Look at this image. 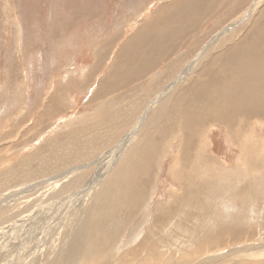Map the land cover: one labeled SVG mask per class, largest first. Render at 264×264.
<instances>
[{
  "label": "rangeland",
  "instance_id": "rangeland-1",
  "mask_svg": "<svg viewBox=\"0 0 264 264\" xmlns=\"http://www.w3.org/2000/svg\"><path fill=\"white\" fill-rule=\"evenodd\" d=\"M263 7L264 0H0V247L2 252L8 253V256H0V264L50 263L51 259H45L47 254L40 253L59 250L65 245V229L81 210L92 203L104 179L108 178L109 188L115 183L125 195L127 187L122 188L124 184L117 182L115 173L121 167L119 165L125 163L127 166L121 174L129 179L128 170L136 157L137 163L141 162L137 153L149 139L164 142H159L161 144L158 143L155 151L148 152L147 166L140 174L142 179L138 178L144 195L133 200L137 201L133 208L121 211V205L126 203L127 206L128 202L119 192L114 200L120 205L115 220L121 227L114 234L105 236L104 245L109 243L110 249L123 254V248L131 245L116 246L130 241L131 236L136 237L135 243L143 239L152 228L155 217L166 206L173 212L176 208L185 212L175 215V224L188 219L183 223L186 228L172 229L171 244L166 246L175 259L186 257L184 251H192L195 245L214 240L222 241V244L207 249L189 264H204L209 259L219 264L241 259L251 264L264 263V114H257L258 108L253 103L258 101L256 96L251 100L246 96L243 99L241 94L233 92L235 100L239 96L237 107L230 109L226 106L225 110L217 106L212 112L214 120H210L213 124L208 126L205 135H198L193 120L177 122L180 125L175 130V124L169 122L168 126L175 133L171 137L162 135L159 130L166 126L168 114L176 107H186L187 101L183 97L190 92L186 85L190 86L194 78L184 75L182 69L193 60H196V69L202 62H209L215 68L214 58L224 47L226 53L235 40L242 39L247 34L245 32L252 29V17ZM249 9L250 14L247 13ZM174 10L176 15L172 14ZM147 35L151 36L146 38ZM159 44L170 49L169 55H160L162 60L147 59L151 52L146 53L144 46L149 45L153 50V46L156 49ZM123 49H128L127 56L133 60H124L121 72L114 73V82L107 79L104 82L111 71L109 65L113 64L117 53L124 54ZM261 49H257V61L264 54ZM140 50L143 54L142 60H138L141 70L136 73L133 64L137 62L134 57L138 56L132 53L138 54ZM171 51L175 53L171 55ZM250 55L247 56L250 58ZM263 64L257 67L264 72ZM126 70L133 73L127 80L132 82L119 84L116 88L115 84L120 83ZM136 74L140 75L134 80ZM172 85L175 88L168 99H162L160 94ZM109 87L110 93L101 92V88L110 91ZM258 88L261 99L264 84ZM51 97L54 100L50 102ZM246 104L248 109L252 108L243 115L241 110ZM219 111L233 112L228 123L231 122V126L236 123L237 135L229 132L236 143L229 138L226 127L219 125ZM180 126L188 128L184 134ZM125 134H133L135 139L113 159L110 151ZM187 137L194 138L188 146L190 160L185 162L181 158V145ZM72 138L77 142L74 146L79 155L75 153L67 158L66 154H61L60 165L47 167L45 162L50 163L47 156L60 153L59 143L72 146ZM202 139L206 140L201 144ZM141 155L145 159L143 150ZM178 194L185 195L184 206L172 200L178 199ZM201 209H204V218ZM212 215L214 218L210 217ZM235 218L241 219V224L243 222L242 226L239 221L236 227L233 225L234 231L239 229L240 232L230 234L235 236L236 233L238 239L231 241L229 235L206 239L219 227L205 230L204 227L212 226L211 223L216 227L218 222H231ZM24 219L26 222L21 223ZM198 220L203 224L199 230L196 227ZM136 221H140L139 224ZM131 222L138 225L133 235L125 232ZM11 226L15 227L11 229ZM171 228L172 225L168 230ZM156 231L159 235L160 229ZM248 247L259 248L261 252L246 255L243 250ZM27 250L36 252L33 256L36 259L26 256Z\"/></svg>",
  "mask_w": 264,
  "mask_h": 264
},
{
  "label": "bare ground",
  "instance_id": "bare-ground-1",
  "mask_svg": "<svg viewBox=\"0 0 264 264\" xmlns=\"http://www.w3.org/2000/svg\"><path fill=\"white\" fill-rule=\"evenodd\" d=\"M197 1V0H196ZM200 2V1H199ZM198 2V3H199ZM191 3V2H190ZM204 4V3H203ZM180 6V5H179ZM178 6V7H179ZM183 7V6H182ZM191 7V6H190ZM179 10V8H176ZM175 9V10H176ZM192 9V8H191ZM258 9V8H257ZM255 9V10H257ZM175 10L172 12V14H175ZM189 10V9H188ZM184 11V8H183ZM251 9H249V13L250 14ZM179 12V11H178ZM185 13V11H184ZM171 14V13H170ZM187 14V13H186ZM189 14V13H188ZM176 15V14H175ZM248 15V14H247ZM172 16V15H171ZM167 18V17H166ZM180 18V17H179ZM168 19V18H167ZM182 19V18H181ZM252 29H248V32L242 39H238L235 40V42L232 43V46L230 48H228V50L226 51V53H224V48H222L221 53L216 56V58H214V60L212 61L216 66L215 68H213V66L211 64H209V62H202V64L200 65V67L198 69H196V60H193L190 64L186 65L185 68H183V74L186 76H192V78H194V80H192L190 83H192L190 86H187L186 83V87H188L190 89V92L188 91V95L183 97L184 100L187 101L186 103V107H182V106H178L175 108L174 112L168 114L169 112H171V109L169 112H167L166 114H168V117L166 119V126H162V128H160V133L162 135L165 134H169L170 137L173 136L172 134H175L173 131V128L171 126H168V123L172 121L174 125V130L176 129L177 125L180 123L177 122H181L183 120H193L194 121V128L197 129V133L205 135V131L208 128L209 125L213 124L210 122L211 119L214 118V113L213 110L218 106V108L220 109H225L226 106H229L230 109H233L235 107H237V102L236 100H239L238 97L235 100L233 98V92H237L238 94H241L240 97H244L246 96L248 99H250L253 96H256L257 98V102H253L255 103L256 107L258 108L257 114L258 113H263L264 114V97L260 99V97L258 96V92H259V85L260 84H264V72L261 71L257 66L258 64H263L264 62V54L263 56H261V60L257 61L255 60L257 57V54H259L257 52L258 48H262L261 50H264V7L259 9L252 17ZM173 20V18H172ZM170 19V21H172ZM169 21V22H170ZM162 22V21H160ZM182 22V21H180ZM163 23V22H162ZM167 23V22H166ZM175 23V22H173ZM177 23V22H176ZM179 23V22H178ZM177 23V24H178ZM170 24V23H169ZM176 24V26H177ZM182 23H180L181 25ZM184 24V23H183ZM250 24V25H251ZM156 25V24H154ZM153 25V27H155ZM174 25V24H172ZM171 25V26H172ZM164 26V24L162 25ZM182 26V25H181ZM180 26V27H181ZM166 27V26H164ZM172 29V27H170ZM174 28V27H173ZM178 28V27H177ZM156 29V27H155ZM167 29V28H166ZM177 30V29H175ZM156 32V31H155ZM171 32V31H170ZM174 32H172L173 34ZM176 33V31H175ZM177 34V33H176ZM176 34L173 35V38L176 36ZM244 35V34H243ZM148 36V35H147ZM151 35H149L146 38H149ZM188 36V35H187ZM144 40V39H143ZM141 41V40H140ZM151 41V40H150ZM172 41V40H171ZM144 42V41H143ZM167 43V41L165 42ZM156 44V43H155ZM104 44H102L103 47ZM169 45V44H168ZM171 46V45H170ZM169 46V47H170ZM143 47V46H142ZM144 47H146L147 52L146 53H150V55L147 56V59L150 58H154L157 59L159 58V56H168L170 53V49H168V47H164L163 45L159 44L157 45V48L155 49V46H153V50L151 49V47L149 45H145ZM229 47V46H228ZM103 49V48H102ZM174 50V48H172ZM226 49V48H225ZM168 50V52L166 54H164L166 51ZM106 51V50H105ZM124 54H116V57L114 59L113 64H110L108 67V70H111L110 73L106 76L107 78H104V82L105 79H107L106 81H115L114 78V73L115 72H121L120 68H122L123 64H124V60L131 62L133 60V58H128L129 56H127L128 53V49L127 51H125L124 49L121 50ZM231 51V53H230ZM100 53V52H99ZM140 53V54H139ZM138 54L137 53H132L138 57H134V59L137 61L136 63L133 64V70L138 73L141 69L140 64L138 63L139 58L142 60L141 55H143L141 53V50ZM145 53V54H146ZM175 52L171 51V55L174 54ZM246 54V55H245ZM250 55L249 56L247 55ZM145 56V55H144ZM113 59V58H111ZM163 58H159V60H162ZM247 61H249V63L247 64ZM134 62V61H133ZM247 64V65H246ZM144 65V64H143ZM264 65V64H263ZM130 66V65H129ZM133 71V72H134ZM127 72V73H126ZM124 73L125 76L123 77V79L120 81V83L118 82L117 84H115L116 88L119 87V84L122 83H129L132 82V80L127 81L129 78H132L133 74L130 71H127ZM134 72V74H135ZM116 73V75H117ZM138 75L140 74H136V76L133 78L134 80L137 79ZM200 75V76H199ZM198 76V77H196ZM140 77V76H139ZM180 78V77H179ZM182 78V76H181ZM125 80V81H124ZM179 80V79H178ZM181 80V79H180ZM117 81V80H116ZM177 81V80H176ZM104 82L102 81V85L104 84ZM176 83V82H175ZM177 84V83H176ZM175 84V85H176ZM188 84V83H187ZM102 87V86H101ZM105 87V86H104ZM191 87V88H190ZM175 88L174 85L168 87L165 89V91L162 92V94H160L162 99H168V97L170 96L172 90ZM182 88V87H181ZM110 91H106L105 89L101 88V92L104 93H110L112 90L109 87L108 88ZM98 90V89H97ZM99 91H96V94L98 95ZM182 92V91H181ZM236 93V94H237ZM179 94V93H178ZM237 94V95H238ZM54 96V95H53ZM182 96V95H181ZM201 96L203 98H201ZM53 97H51V100ZM244 99V98H243ZM247 99V100H248ZM251 100V99H250ZM181 102V101H180ZM245 102V101H244ZM248 102V101H247ZM183 103V102H182ZM239 103V102H238ZM252 103V101H251ZM49 104V103H48ZM51 104V103H50ZM244 105V104H242ZM153 106V105H152ZM251 106V105H249ZM48 106H46L47 108ZM161 107V106H160ZM233 107V108H232ZM239 107V106H238ZM165 108V107H164ZM192 108V109H191ZM252 108V107H250ZM248 109V105L246 104L244 106V110L242 109L241 112L243 111V115L247 114V111L251 110ZM48 110V109H47ZM131 110V108H130ZM227 110V109H225ZM239 110V108H238ZM133 111V110H132ZM147 112V109H146ZM239 112V114L241 113ZM131 113V112H130ZM158 113V112H157ZM156 113V114H157ZM160 113V111H159ZM162 113V112H161ZM218 116L221 120V122L219 123L220 126H225L227 129V133L233 131L234 135H237L236 131H237V127H236V123H233V126H231V122L228 123L230 120H228V118L230 117V115L233 114L232 111H219L218 112ZM238 113V112H237ZM164 114V112H163ZM161 116V115H160ZM217 116V115H216ZM159 116H157V119ZM233 118L235 116H232ZM122 118V117H121ZM218 118V117H216ZM231 118V117H230ZM118 119V118H117ZM121 120V119H120ZM214 120V119H213ZM217 120V119H216ZM243 120V119H242ZM218 121V120H217ZM158 122H161L160 119ZM165 122V121H164ZM188 122V121H187ZM119 123V122H118ZM124 123V122H123ZM193 123V122H192ZM245 123V122H243ZM159 124V123H158ZM183 124V123H182ZM181 124V125H182ZM110 125V124H109ZM190 125V124H188ZM187 126V125H186ZM157 127V126H156ZM233 128V129H230ZM118 128V127H117ZM84 129V128H83ZM123 129V128H122ZM155 129V128H154ZM180 129L182 130L183 134L184 131H187L188 128L184 127V126H180ZM190 129V128H189ZM151 130V129H150ZM172 130L171 133H169ZM245 130V129H244ZM106 131V130H105ZM148 131V130H146ZM192 131V130H191ZM70 133V132H69ZM153 133V132H152ZM135 134V132L133 133ZM133 134H131L133 136ZM148 134V133H147ZM195 134V133H194ZM76 135V134H75ZM110 135V134H109ZM126 135V134H125ZM187 135V134H186ZM68 136H70V134H68ZM107 136V135H106ZM132 136H130V134H127L117 145L115 148H113L110 151V155L112 156V158L116 159L118 157V155L122 152V149L125 148V145H127V143H131L133 138ZM135 136V135H134ZM145 136V135H144ZM194 136V135H193ZM229 138L231 139L232 142L235 141V139L233 140L232 134L229 133L228 134ZM250 136V135H249ZM111 137V136H109ZM155 137V135H154ZM162 137V136H161ZM169 137V138H170ZM203 137V136H202ZM138 139V137H136ZM194 138V137H193ZM192 137H187L185 138V140L182 141V145H181V158L183 160H190V152L188 151V146L189 143L192 142ZM236 138V137H235ZM112 139V138H111ZM74 138L70 139V142H72L69 146L66 143V145H61L59 143L58 147L60 148V153L57 154H49L47 156L48 160H50V163H46V166L48 167L49 165L53 164L54 166H56V164L60 165L61 162V158H60V162H59V157L61 154H66L67 158H71L72 156L79 155V152H77V150L75 149V146L77 142H74ZM155 140V139H154ZM154 140H147L146 143L143 145L142 149L140 152L137 153V156L139 155V161H141L140 163H137L138 158L136 157V160L134 162V164H130V168H129V179L128 178H124V174H121V172L124 170V168H126L125 163L120 164L118 168L117 173H115V178L117 179V182H122V184H124L122 186V188L127 187L126 191H125V195H124V191H120V188H117V186L115 185V183H112L109 185L107 182H109L106 178L104 179V182L102 183V187L100 189H98L95 194H94V199L92 201V203H90V205H88V207H86V209H83L80 211V214H78V216L74 219L71 223V225L65 229V234L67 236V241L65 243V245L61 248H59V250H51L48 252H41V254H47L45 256V259H51L50 263L47 264H189L190 262L192 263V261L197 260V258L202 255L207 249H211L213 248L215 245H220L222 244V241H214V240H208L207 243L202 244V245H195V247L193 248L192 251H184L186 254V257H182L180 259H175L174 254L170 251V249H167V247L170 246L171 244V237H172V229L174 227H179L180 229H184L186 228L184 226V222H186L187 220L184 221H180L181 223H177L175 224V215L179 216L181 213H185V212H180L177 208L175 209V211H171L169 208H167L166 206L162 207V210L160 211V213H158L157 217H155V220L153 221V225L152 228H150L144 235L143 239H139V241H137L135 243V236H131L130 241H126L125 243L121 244L120 247L116 246L117 248H123L124 246H128L129 244L131 245L130 247L123 248V254L122 252L120 253H116L114 249H110V244L108 243V245H104L105 243V236H108L111 233H115L116 231H118L119 227H121V225L119 226V223L115 220V216L117 213L118 208H120L119 203H115L114 200L116 198H118L119 194L123 193L124 197H125V202L127 201V206L125 205L126 203H123L121 205V211L125 210V208L128 207H134L136 204L135 201L133 200H139L140 197H142L144 195V189L143 187H140L138 184V178L140 176V178L142 179V175H140L141 173H143L144 169L147 166V159L149 157L148 152H152L155 151L158 147V143L159 142H164L162 140H159V142L157 143V141ZM198 140V139H197ZM206 140V139H202L200 140L201 144L202 142ZM137 141V140H136ZM108 142V141H107ZM139 142L142 143V141L140 140ZM145 142V141H143ZM136 143V142H135ZM193 143V142H192ZM236 143V142H234ZM238 143V142H237ZM161 143H159L160 145ZM206 144V142H205ZM204 144V145H205ZM232 144V143H231ZM129 145V144H128ZM132 145V144H131ZM130 145V146H131ZM137 145V144H136ZM192 145V144H191ZM196 145V144H195ZM200 145V144H199ZM198 145V146H199ZM235 145V144H234ZM238 145V144H236ZM54 146V145H53ZM87 146V145H86ZM74 147V148H73ZM82 147V146H81ZM85 148V146H83ZM129 147V146H128ZM196 147V146H195ZM202 147V146H201ZM206 147L208 148V146L206 145ZM238 147V146H237ZM78 148V147H77ZM98 148V147H97ZM180 148V147H179ZM253 148V147H252ZM260 148V147H259ZM49 149V148H48ZM80 149V148H79ZM236 149V148H234ZM57 150V151H59ZM95 150V149H94ZM135 150V149H134ZM143 150V153L145 152V159L142 158V155L140 157V154ZM191 151L193 149H190ZM198 150V149H197ZM251 150V149H250ZM259 150V149H258ZM56 151V150H55ZM83 151V150H80ZM128 152V151H126ZM134 152V151H133ZM132 152V153H133ZM245 152V151H243ZM249 152V151H248ZM258 152V151H257ZM88 153V152H87ZM81 154V152H80ZM261 153L259 152V155ZM128 155V154H127ZM246 155V152L244 154V156ZM257 156H259L258 154H256ZM262 155V154H261ZM65 156V155H64ZM133 156V154H132ZM254 156V155H253ZM63 158V156H62ZM81 158V157H80ZM122 158V157H121ZM129 158V157H128ZM133 158V157H132ZM249 158V157H247ZM246 158V159H247ZM75 159V157H74ZM180 159V157H179ZM250 159V158H249ZM46 160V159H45ZM63 160V159H62ZM66 160V159H65ZM106 160V158H105ZM118 160V159H117ZM124 162H126V159H123ZM143 160V161H142ZM151 160V159H150ZM200 160V159H199ZM255 160V159H254ZM253 160V161H254ZM154 161V160H153ZM182 161V160H181ZM202 161V160H201ZM246 161V160H245ZM63 164L64 161H62ZM242 162V161H241ZM247 162V161H246ZM256 162V161H254ZM259 162V161H258ZM190 163V162H189ZM152 164V163H151ZM188 164V162L186 163ZM199 164V163H198ZM212 165V164H210ZM214 165V164H213ZM212 165V166H213ZM217 165V164H216ZM252 162H251V167L252 166ZM68 166V165H67ZM185 166V165H184ZM243 166H244V162H243ZM246 166H248V164L246 163ZM245 166V167H246ZM58 167V166H57ZM56 167V168H57ZM65 167V165H64ZM113 167V164H111V169ZM118 167V166H117ZM149 167V166H148ZM188 167V165H187ZM186 167V171L187 168ZM190 167V166H189ZM207 167H209L207 165ZM244 167V169H245ZM254 167H257L256 165ZM116 168V167H114ZM183 168V166H182ZM211 168V167H210ZM213 168V167H212ZM43 169V168H42ZM45 169V168H44ZM64 169V168H63ZM100 169V168H99ZM249 169V168H246ZM46 170V169H45ZM74 170V169H73ZM72 170V171H73ZM197 169H195L196 171ZM208 170V169H207ZM211 172V169H209ZM216 170V169H215ZM213 170V171H215ZM222 171V170H221ZM75 172V171H74ZM148 172V170H147ZM181 172V171H180ZM197 172V171H196ZM195 172V173H196ZM108 173V172H107ZM73 174V173H72ZM146 174V173H145ZM197 175H199L198 173H196ZM212 174V173H211ZM215 174V172H214ZM221 174V173H220ZM223 174V173H222ZM128 175V174H127ZM177 172H176V177H177ZM78 176V175H77ZM144 176V175H143ZM110 177V175H109ZM197 177V176H196ZM204 177V176H203ZM146 178V177H145ZM144 178V179H145ZM179 178V177H178ZM181 178V177H180ZM194 178V177H193ZM202 178V177H201ZM96 179V178H95ZM115 179V181H116ZM211 179V178H210ZM250 179V178H249ZM113 180V179H112ZM140 180V179H139ZM148 180V179H147ZM201 180V179H200ZM254 181V180H252ZM111 182V181H110ZM249 182V181H247ZM93 183V182H92ZM202 183V182H201ZM200 183V184H201ZM252 183V182H251ZM97 184V183H96ZM232 184V183H231ZM242 184V183H241ZM248 184V183H247ZM119 185V184H118ZM212 183H211V188H212ZM233 185V184H232ZM249 185V184H248ZM246 185V187L248 186ZM100 186V184H99ZM200 186V185H199ZM222 186V184H221ZM220 186V187H221ZM236 186V185H235ZM238 186V185H237ZM242 186V185H241ZM223 187V186H222ZM243 187V186H242ZM245 187V188H246ZM250 187V186H249ZM185 188V187H184ZM190 188V187H189ZM207 188V187H205ZM204 188V189H205ZM191 189V188H190ZM194 189V187H193ZM197 189V188H196ZM200 189V188H199ZM209 189V187H208ZM242 189V188H241ZM240 189V190H241ZM251 189V188H250ZM236 190V189H235ZM253 190V188L251 189V191ZM93 191V190H92ZM186 191V189H185ZM204 191V190H202ZM213 191V190H211ZM239 191V190H238ZM255 191V190H254ZM120 192V193H119ZM215 192V191H214ZM243 192V191H242ZM188 193V191H187ZM195 193V192H194ZM193 193V194H194ZM198 193V192H197ZM201 193V192H200ZM213 193V192H212ZM232 193V192H231ZM244 193V192H243ZM89 194V193H87ZM221 194V193H220ZM242 194V193H241ZM187 195V194H186ZM203 195V194H202ZM213 195V194H212ZM239 195V194H236ZM245 195V194H244ZM247 195L248 191H247ZM255 195V194H254ZM175 196V195H173ZM242 196V195H241ZM247 196V197H248ZM257 196V195H256ZM264 196V195H263ZM176 197L178 199H172L174 200V202H178V205L180 206H184L186 203V199H184L185 195L182 196V194H178L176 195ZM197 197V196H196ZM237 197V196H236ZM252 197V196H251ZM14 197H12L13 199ZM121 198V197H120ZM194 198V197H193ZM216 198V197H215ZM245 198V197H243ZM196 199V198H195ZM194 199V200H195ZM220 199V198H219ZM254 199L251 198V200ZM171 200V201H172ZM250 200V199H249ZM256 200V198H255ZM254 200V201H255ZM196 201V200H195ZM212 201V200H211ZM190 202V201H189ZM197 203V201H196ZM74 204V203H73ZM140 204H142L140 202ZM169 205V204H168ZM202 205V204H201ZM214 205V204H212ZM175 206V205H173ZM190 206V204L188 203V207ZM193 206V205H191ZM196 206V205H194ZM203 206V205H202ZM215 206V205H214ZM213 206V207H214ZM218 206V205H217ZM72 207V206H71ZM187 207V206H185ZM190 208V207H189ZM193 208V207H192ZM188 209V208H186ZM210 209V208H209ZM219 209V208H218ZM120 210V209H119ZM133 210V209H132ZM189 210V209H188ZM198 210V209H197ZM202 210V209H201ZM200 210V211H201ZM204 210V209H203ZM202 210V214H204ZM211 210V209H210ZM136 211V210H135ZM193 211H195L193 209ZM206 211V210H205ZM159 212V211H158ZM188 212V211H187ZM208 212V211H207ZM211 212V211H209ZM208 212V213H209ZM216 213V212H215ZM72 214V213H71ZM192 213H190L189 215H191ZM198 214V213H197ZM200 214V213H199ZM213 214V212H212ZM221 214V213H220ZM124 216V215H123ZM207 216V215H206ZM218 216V215H217ZM190 217V216H189ZM194 217V215H193ZM205 217V214L203 215V218ZM210 217H213L210 216ZM216 217V215H215ZM237 217V215H236ZM120 218V216H119ZM184 218V217H183ZM214 218V217H213ZM220 218V217H219ZM248 218V217H247ZM27 219V218H26ZM24 219L21 223L26 222ZM30 219V218H29ZM185 219V218H184ZM191 219H193L191 217ZM199 219V218H198ZM201 219V218H200ZM210 218H208L209 220ZM212 219V218H211ZM33 220V219H32ZM119 220V219H118ZM179 220V219H178ZM183 220V219H182ZM196 220V219H194ZM203 219H201L202 221ZM216 220V219H215ZM220 220V219H219ZM233 220V219H230ZM241 219H234V221L231 222H226V221H221L218 222V224H216V227H213L214 225L211 223L213 221H208V223L210 222L212 226L208 227H204L203 229H216L217 227H219V229L217 228L214 231H211V235H209L208 237H206V239H211V238H223L226 237L227 235H229V237H231V241L232 240H236L238 239V235L235 233V236H231L230 234L233 232H240L239 229H236V231H234L235 227H236V222L239 221L240 223ZM191 221V220H190ZM200 221V222H201ZM31 222V221H30ZM123 222V221H122ZM140 221H136V224H139ZM192 222V221H191ZM199 222V220H198ZM197 223L198 224L196 227L201 228L203 227L201 223ZM204 222V220L202 221ZM206 222V221H205ZM215 222V221H214ZM135 223H130L129 226L125 229L126 233L128 234H136L135 231L138 228V225H136ZM207 223V222H206ZM245 224V223H244ZM21 225V224H20ZM170 225H172V228L170 230L169 227ZM195 225V223H194ZM206 224H204L205 226ZM235 225V227L233 226ZM243 225V222L241 224V226ZM262 225V224H261ZM260 225V226H261ZM15 227V226H13ZM12 226L9 228H13ZM150 227V226H149ZM251 227V226H250ZM159 228L160 229V234L157 235V231L156 229ZM192 228V227H191ZM191 228H187V230H190ZM224 228V229H221ZM176 229V228H175ZM202 229V230H203ZM178 230V228H177ZM186 230V229H185ZM194 230V229H193ZM197 230V231H198ZM201 230V229H200ZM8 231V230H7ZM139 231V230H138ZM175 231V230H174ZM187 232V231H186ZM205 231H203L204 233ZM122 233V232H121ZM201 233V232H200ZM5 234V233H4ZM127 234V235H128ZM225 234V235H224ZM117 235V233L115 234V236ZM202 235V234H201ZM237 235V236H236ZM194 236V235H193ZM114 237V236H113ZM204 237V235H203ZM14 238V237H13ZM108 238V237H106ZM157 238V239H156ZM180 238V237H179ZM243 238V237H242ZM112 240L114 238H111ZM193 240V239H192ZM197 240V239H196ZM9 242V240H8ZM18 242V240H17ZM16 242V243H17ZM193 242V241H192ZM195 242V241H194ZM13 243V242H12ZM134 243V245H133ZM20 244V243H19ZM35 244V243H34ZM14 245V244H13ZM112 246V245H111ZM167 246V247H166ZM17 247V246H15ZM19 248V247H18ZM40 248V247H39ZM248 247V249L243 250L246 255L251 253H256V252H261L259 251V248H251ZM262 250V249H261ZM42 251V249H41ZM144 251V252H143ZM23 252V251H22ZM13 253V252H10ZM17 253V252H16ZM263 253V252H262ZM7 255L8 253L2 252L1 247H0V256L3 255ZM36 254V252L34 251H28L26 252V256L31 255L32 259H36L35 257H33ZM49 254V255H48ZM122 254V255H121ZM141 254H144L143 256ZM250 254V255H251ZM39 255V254H38ZM255 255V254H254ZM8 256V255H7ZM43 256V255H42ZM227 256V255H226ZM239 256V255H237ZM19 257V256H18ZM240 257V256H239ZM232 257H230L229 259H231ZM236 258V257H235ZM241 258V257H240ZM15 259V258H14ZM43 259V258H42ZM228 259V260H229ZM30 261V260H29ZM195 262V261H194ZM230 262V261H229ZM227 262V263H229ZM204 264H219L217 262H215L212 259L206 260L203 262ZM227 263H223V264H227ZM200 264V263H199ZM230 264H251L250 262H247L246 260H233L231 261ZM253 264H257V263H253ZM259 264H264V263H259Z\"/></svg>",
  "mask_w": 264,
  "mask_h": 264
}]
</instances>
